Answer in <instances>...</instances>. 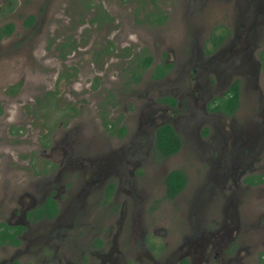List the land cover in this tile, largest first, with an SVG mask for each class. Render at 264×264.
Segmentation results:
<instances>
[{
    "label": "rangeland",
    "instance_id": "374dc122",
    "mask_svg": "<svg viewBox=\"0 0 264 264\" xmlns=\"http://www.w3.org/2000/svg\"><path fill=\"white\" fill-rule=\"evenodd\" d=\"M246 3L247 0H0V28L9 22L14 24L12 33L0 38L1 217L18 207L19 201L27 203L32 196L38 200L51 190L65 189L67 193L61 192V196L68 194L74 202L85 203L89 216L80 219L79 213L77 220L66 222L78 223L75 230L79 237L75 245L64 248L67 259L63 264L78 257L88 244L87 238L101 227L97 219L104 214L106 223L112 218L114 225L105 234L109 247L119 245L122 250L124 239L136 237L133 248L146 262L142 254L148 252L159 264H176L180 254L189 256L194 263L206 264L207 256L217 251V258L227 264H264V186L247 189L240 179L238 202L222 203L226 196H237L232 176L238 178L241 167L208 163L210 150L208 146L206 153L204 146L213 144L216 158L221 148L231 142L232 135L221 132L231 122L246 141L251 135L257 143L253 136L264 131V64L261 66L259 58L264 53V0L248 1L247 11L241 7ZM139 4H145V11L165 13L164 22H145L137 9ZM30 15L34 21L27 26ZM241 24L253 25L248 47L241 51L243 69L257 76L242 85L235 114L216 121L213 117V125L204 123L203 106L208 102L205 79L211 72L208 77L213 82L217 74L214 71L221 69H203L208 59L203 52L204 39L216 25L232 28ZM237 34L240 35L238 30ZM235 39L232 34L231 41ZM142 49L152 56V65L134 81L132 75L138 69L133 56ZM107 50L112 54L103 53ZM223 51L236 52L231 43ZM165 60L172 63L171 72L164 79L151 80L152 66ZM189 77L193 78V86ZM166 94L177 99L175 108L160 99ZM119 116L131 120L132 126L129 124L127 135L117 140L109 137L102 122ZM158 121L175 125L182 147L164 160L144 161L145 172L138 176L143 212L135 217L136 221L129 211H115L112 202L95 203L94 197L100 194L99 182L93 187L83 177L87 161L64 168L60 162L66 151L59 146L51 150L56 139L69 134L76 139L74 155L89 158L112 143L111 148L121 147L124 152L132 147L144 156L149 132ZM45 130L49 133L46 137ZM262 148L258 156L264 161ZM254 164L264 167L261 161ZM95 168L91 167V171ZM177 168L185 172L187 183L175 198L167 199L164 176ZM77 176L79 180L72 182ZM91 189L89 195L84 194ZM121 194V200H128L127 193ZM65 214L71 216V209ZM238 217L246 228L239 235L233 230V242L242 248L233 255L223 253L225 248H219L221 223L229 220L228 226L233 225ZM215 220L214 238L211 232L215 231ZM105 227L103 223L102 231ZM117 228L120 230L114 238ZM132 228L134 235L130 236ZM145 231L155 236V241L149 239L139 247V234ZM58 232L61 230L54 236ZM153 241L161 247L166 243V247L151 249ZM102 258L106 264L120 260L114 250L105 251ZM49 263L59 264L58 259Z\"/></svg>",
    "mask_w": 264,
    "mask_h": 264
},
{
    "label": "flooded vegetation",
    "instance_id": "af4514ba",
    "mask_svg": "<svg viewBox=\"0 0 264 264\" xmlns=\"http://www.w3.org/2000/svg\"><path fill=\"white\" fill-rule=\"evenodd\" d=\"M248 1L252 2L253 0H247L246 4L241 5V7L245 6V11H247L249 6ZM137 9L142 12L144 21L148 23L162 24L166 18L165 13H157L152 10L145 11V4H139ZM30 16H32L33 19L31 23H28ZM30 16L25 22L27 26H30L34 21V16ZM98 16L101 17L100 13H98ZM102 17L105 18L104 11ZM96 21L99 22L98 20ZM9 25L12 26L11 30H8ZM252 26V24H241V26L229 28L225 25H216L204 39L203 52L208 59L204 61L206 66L203 67V69H206V67L209 66H215L221 69H216L214 71L217 74L215 75L213 82L212 79L208 77L211 72L207 73L205 79V93L208 102L206 106H203L204 114L202 122L213 125L217 119L229 118L235 114L241 102L242 85L244 82L255 79L257 76L256 73L249 72L250 69H243V61L241 60V51L248 47V37ZM13 29V23L9 22L4 24L0 28V38L10 35ZM237 30L240 32V35L237 34ZM232 34L234 38H236L233 41L234 43L231 41ZM230 43L236 50L235 54L223 51ZM111 52L112 50L109 52L107 50V52L104 51L103 53L109 56L112 54ZM146 56L151 57V63L143 69L141 66V59ZM259 56L261 66H263L264 53H260ZM261 56L263 57L261 58ZM134 58L137 60L135 67L138 71L134 73L132 77L134 81H138L142 77L143 71L152 65V56L148 52L146 53L145 49H142L139 54H134L133 59ZM159 65L161 66V70H157ZM171 69L172 63L167 60L154 64L149 73L150 79L155 81L164 79L171 72ZM192 71H196L195 67H192ZM159 73L161 74L159 75ZM238 76L242 78H238ZM192 81L193 78L189 77L188 82L190 86H193ZM10 93L12 94V91H10ZM233 98L234 101H232ZM160 99L170 107L175 108L178 105L177 99L172 95H162L160 96ZM213 114H216V116ZM213 117H215L214 122L211 119ZM102 124L109 137H115L114 139L117 140H120V138L127 135L129 124L130 127L132 126L131 120L125 118L122 119L121 116L116 117L114 120H108L105 123L102 122ZM162 125H170L176 132L175 125L170 122L158 121L154 123L151 132H149V139L147 140L148 151L144 156L140 155L138 150L132 147L124 150V152L123 149H120L121 147L118 149L111 148L112 143H109V147L101 153H93L89 158H85V155H74L73 146L76 143V139L69 134H64V137L61 139H56L54 141L55 148H51V150L56 149V146H59L62 150L66 151V156H64V158L62 157L63 160L61 161L65 163L60 162V164L64 165V168H69L71 165H74V162L82 165L83 161H87L88 165L83 170V177H87V182H89L90 185L92 184L93 187H95V182H99L98 188L100 194L99 197H94L95 203L112 202L115 211L120 209V214L129 211L132 214V219L136 221L135 217L142 215L143 212L142 196L138 195L141 191L138 188V176H142V172H145L142 168L144 161L148 160L149 162H155L156 160H164L175 155L182 147V138L176 132L181 139V146L176 152L163 156L157 150V131ZM227 127L228 129L221 128V132L231 134V142L229 146L221 148L220 154L216 158L213 157V151H215L214 145L211 143H205L204 146L206 153L208 146L210 150V156L206 159L208 163L212 164L215 162L218 164L222 162L228 166L241 167L240 176L238 178L232 176V186L235 191H238L237 196L230 195L222 198V203L227 200L237 203L239 200L238 195L240 194V179H242L241 183L246 186L247 189L264 186V167L261 168L260 165L256 166L254 164L257 161H261L264 164L263 159L259 157L261 155V153L259 155V152L260 150L262 151V147H264V131L263 133H257L253 136L257 141V143H254L251 135L246 141L242 133L238 132L234 122H231L230 124L228 123ZM203 134H207L206 129H204ZM48 135L49 133L45 130L44 136L46 137ZM214 139L215 134L213 135L212 140ZM256 145H258V147H256ZM91 167L96 168L91 171ZM171 170H169L164 176V197L167 199L175 198L184 189L187 183L185 172L182 169H178L182 171L185 176V185L174 197H168L166 178ZM246 172L249 174L243 177V174ZM96 179H98V181ZM78 180L79 176H77V179L72 182H77ZM124 187H127V190H125ZM92 191L93 190L91 189L84 194L86 195V193H88L89 195ZM61 192L67 193V190H51L49 194H45L38 200L32 196L27 203L19 201V206L14 207L10 211V214L5 217H1L2 215H0V264H50L49 261L52 259H58V263L63 264V261L67 259L64 248L75 245L78 241L76 238L79 237L76 233L77 230H75L78 223L73 225L72 223L67 224L66 222L77 220L75 216L79 215V213L81 214L80 219L88 217L89 214L84 210L86 207L85 203L74 202L73 198L68 194L62 197L60 194ZM121 193H127L125 197H127L128 200H121V198L124 197ZM50 200L53 201V203H51ZM51 204H53L55 212L50 211ZM69 209H71L72 215L66 216L67 214H65V212H68ZM220 209L222 210V207H220ZM106 219V214L97 219L100 221L99 224L102 223L101 227L96 234H92L87 238V246L82 249L78 257L69 264H106L105 260L102 258V254L105 251L110 253L112 250L119 254L120 260L116 263L109 264H159L158 259H156L152 253L147 252L142 254L148 259L147 262L139 257L141 254H138V252L136 253L133 248L136 237H134L135 240L131 237L124 239L123 245L120 247L122 250L118 249V241H116L118 245L117 248L113 249L112 247H109L111 243L105 234L107 230L111 231L114 228V225L112 218H110L109 223H106ZM239 222V217L235 224L229 226V220L222 221L220 226V229L222 230L220 234L222 245L220 244L219 248L220 250L225 248L223 253L227 252L230 253V255H233L238 253L242 248L240 243L238 245L235 241L233 242V230L239 235V233L242 230L245 231L246 228L242 227V224L240 225L241 222ZM103 223L106 227L102 231L101 228L103 227ZM216 223L217 221L215 220V231L211 232L214 238L217 234ZM129 227H133V225H130ZM59 229L61 232H58L54 236ZM119 230L120 228H117L114 238L118 236ZM252 230L254 231V227H252ZM129 234L130 236L134 235L133 228L130 229ZM154 237L146 234V231L143 235L142 233L139 234V247L140 244L141 246L146 244V241H149V239L154 240ZM154 241L150 243L151 249L156 247L157 249L166 247V243L161 247L159 243H155ZM32 246L34 247L31 248ZM147 250L151 252L150 249ZM100 252L102 253L100 254ZM170 254L172 253H169L168 255ZM177 257L176 264H198L199 262L197 261L194 263L189 256L183 254H180ZM217 257V251L212 255L209 254L206 259V264H227L226 261L218 259Z\"/></svg>",
    "mask_w": 264,
    "mask_h": 264
},
{
    "label": "trees",
    "instance_id": "16d2710c",
    "mask_svg": "<svg viewBox=\"0 0 264 264\" xmlns=\"http://www.w3.org/2000/svg\"><path fill=\"white\" fill-rule=\"evenodd\" d=\"M33 17L30 16L28 23H31ZM12 26H8V30H11ZM151 63V57L146 56L145 58L141 59V66L142 68H146ZM161 66L157 67V70L160 69ZM161 73H159L160 75ZM234 101V98L233 100ZM181 146V139L179 135L173 130L170 125H162L157 131V138H156V148L157 150L163 155L167 156L176 152ZM185 176L182 171L178 169L171 170L166 178L167 184V196L174 197L176 193H178L181 189H183L185 185ZM51 203L53 201L50 200ZM51 212H55L53 204L50 205Z\"/></svg>",
    "mask_w": 264,
    "mask_h": 264
}]
</instances>
